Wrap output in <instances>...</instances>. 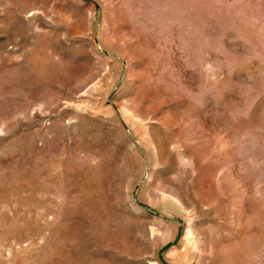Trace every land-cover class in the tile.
I'll return each mask as SVG.
<instances>
[{
	"label": "rangeland",
	"instance_id": "374dc122",
	"mask_svg": "<svg viewBox=\"0 0 264 264\" xmlns=\"http://www.w3.org/2000/svg\"><path fill=\"white\" fill-rule=\"evenodd\" d=\"M0 264H264V0H0Z\"/></svg>",
	"mask_w": 264,
	"mask_h": 264
}]
</instances>
